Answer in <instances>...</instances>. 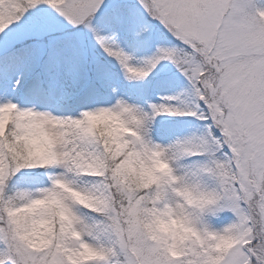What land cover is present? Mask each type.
Returning <instances> with one entry per match:
<instances>
[{
  "label": "snow or ice",
  "instance_id": "6c2138e0",
  "mask_svg": "<svg viewBox=\"0 0 264 264\" xmlns=\"http://www.w3.org/2000/svg\"><path fill=\"white\" fill-rule=\"evenodd\" d=\"M0 264H264V0H0Z\"/></svg>",
  "mask_w": 264,
  "mask_h": 264
},
{
  "label": "rangeland",
  "instance_id": "374dc122",
  "mask_svg": "<svg viewBox=\"0 0 264 264\" xmlns=\"http://www.w3.org/2000/svg\"><path fill=\"white\" fill-rule=\"evenodd\" d=\"M61 85H62V87H58L57 90H56V94H55L56 98L52 99L50 101V103H49V107L50 108L56 106L57 101H58V99H59V97L61 96L62 93H63L64 96L70 97V98L65 100V101H60V102L64 103L65 106H68V107H71V108H78L79 106H81L88 99L87 93L78 95L77 91H76L75 95H72L73 88L70 86L68 81H66V80L62 81ZM86 85L87 84H85L84 86H86ZM45 87H47V83H45ZM87 88H88V86H87ZM182 90L183 89L177 87L175 89V92L178 93V92H180ZM161 94H173V93H172L171 90H166V91H163ZM159 127L166 128V127H168V123L167 124H161L160 123Z\"/></svg>",
  "mask_w": 264,
  "mask_h": 264
},
{
  "label": "trees",
  "instance_id": "16d2710c",
  "mask_svg": "<svg viewBox=\"0 0 264 264\" xmlns=\"http://www.w3.org/2000/svg\"><path fill=\"white\" fill-rule=\"evenodd\" d=\"M87 86H81V88L78 90L77 94H84V93H87ZM168 122L167 121H162L161 124H167Z\"/></svg>",
  "mask_w": 264,
  "mask_h": 264
}]
</instances>
